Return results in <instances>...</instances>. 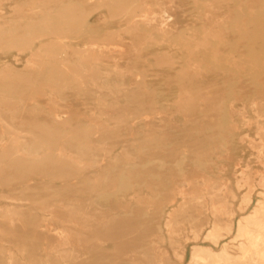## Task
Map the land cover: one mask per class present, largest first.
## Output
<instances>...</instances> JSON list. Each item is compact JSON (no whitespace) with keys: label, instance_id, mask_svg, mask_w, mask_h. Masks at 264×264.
<instances>
[{"label":"bare ground","instance_id":"6f19581e","mask_svg":"<svg viewBox=\"0 0 264 264\" xmlns=\"http://www.w3.org/2000/svg\"><path fill=\"white\" fill-rule=\"evenodd\" d=\"M11 49L0 264H264V0H0Z\"/></svg>","mask_w":264,"mask_h":264},{"label":"rangeland","instance_id":"374dc122","mask_svg":"<svg viewBox=\"0 0 264 264\" xmlns=\"http://www.w3.org/2000/svg\"><path fill=\"white\" fill-rule=\"evenodd\" d=\"M7 19V18H9V14L8 13H6L5 15H4V17L2 18V19ZM16 53H22L21 51H18L17 50V52H16V50H14V49H11V51L9 52V53H1V55L0 56H2L3 57V62H4V58H5V61H9L10 62V64L11 63H15V62H18V61H16ZM27 53H22V57H24L25 55H26ZM21 65H23V61H21V62H19ZM4 64V63H3ZM2 64V65H3ZM256 197H258V194L257 193H255L254 194V198H256ZM229 238V235L228 236H225L224 237V240L225 239H228ZM187 245H188V247H189V250L187 251V253H190V245H191V242L189 241L188 243H187ZM210 245H212L214 248H218L220 245L219 244H213V243H210ZM188 256H189V254H188ZM188 256H187V258H188Z\"/></svg>","mask_w":264,"mask_h":264}]
</instances>
